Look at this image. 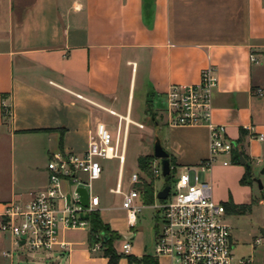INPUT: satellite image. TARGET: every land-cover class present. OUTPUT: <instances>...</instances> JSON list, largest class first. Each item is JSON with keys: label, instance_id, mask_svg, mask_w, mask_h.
Instances as JSON below:
<instances>
[{"label": "crops", "instance_id": "1", "mask_svg": "<svg viewBox=\"0 0 264 264\" xmlns=\"http://www.w3.org/2000/svg\"><path fill=\"white\" fill-rule=\"evenodd\" d=\"M17 5L19 15L14 0H0V140L38 142L47 162L58 153L81 155L98 123L115 132L117 119L109 112L142 124L132 118L136 104L149 124L161 122L168 130L163 150L169 159L196 167L209 157V129L169 125L165 96L172 86L199 83L201 71L213 67L210 123L225 128L251 171H264V0H17ZM224 160L199 171L210 177L202 182L211 184L223 170V179L239 184L246 170L223 166ZM45 167L25 161L12 175L7 198H0V211L4 203L28 201L42 190ZM66 243L70 253L78 244ZM4 252L0 257L6 261ZM82 254L88 262V249Z\"/></svg>", "mask_w": 264, "mask_h": 264}, {"label": "built area", "instance_id": "2", "mask_svg": "<svg viewBox=\"0 0 264 264\" xmlns=\"http://www.w3.org/2000/svg\"><path fill=\"white\" fill-rule=\"evenodd\" d=\"M253 61V59H251ZM217 85L215 69L209 67L200 73L199 83L189 86H172L166 93L167 116L173 127H201L209 129V157L196 167H184L176 174V167L170 165L174 173V186L168 197L158 201L157 180L162 176L160 160L152 159L148 171L153 180L152 205H145L142 198L144 182L149 180L141 170L131 173L127 185L123 183V170L129 126L139 130L144 125L136 124L129 117L113 112L117 119L115 132L103 123H98L89 133L87 148L81 155L58 153L47 162V181L45 187L30 194L28 201H9L0 211V235L9 237L12 249L3 256L12 259L13 249H26L29 252L60 254L70 253V245L59 238L60 231L90 228V215L98 212L100 200L93 194V183L103 174L102 161L116 160L118 173L114 188L109 193L120 197V210L125 214L130 234L123 236L121 250L117 254L131 256L133 242L132 230L145 210L159 213L161 226L155 235V252L150 256L164 260L167 264H258L253 258H235L234 244L230 227L225 220L222 204L213 200L211 186L200 182L199 171H209L221 157L223 166L232 164L236 155V145L230 141L223 126L210 123L211 95ZM263 141L259 135L256 138ZM191 172L194 173L191 178ZM163 177V176H162ZM82 188L88 196V205L83 207L77 190ZM87 216V219L83 217ZM91 249L97 252L102 248L100 236ZM51 257L43 259L51 260ZM48 264V263H42Z\"/></svg>", "mask_w": 264, "mask_h": 264}, {"label": "rangeland", "instance_id": "3", "mask_svg": "<svg viewBox=\"0 0 264 264\" xmlns=\"http://www.w3.org/2000/svg\"><path fill=\"white\" fill-rule=\"evenodd\" d=\"M14 11L18 15L22 12L17 5V0H14ZM119 112L124 114V110H119ZM134 112L136 113L132 118L141 122L145 130H139L134 126H131L129 129L125 154L126 161L123 170V183L125 185H127L129 175L137 172L139 169L138 159L145 156L146 153L152 155L155 141L158 140L162 148L165 149L170 139L169 134H167L168 130H166L164 124L161 122L157 126L149 124L148 119L144 117L141 109L136 110V104H134ZM113 124L117 125V122H113ZM149 130L152 132L149 133ZM147 135H150L152 141H150ZM37 143L33 142L28 145L27 142L23 143L20 140H16L15 142L9 139L0 140V198H7L12 185V175L13 173L17 175L21 172L22 165L25 161L31 160L36 161V163L38 161V166H41V168L46 166L47 159H42L40 156L36 149ZM101 165L104 171L101 178L93 183V194L101 202L98 208L100 219L109 227L114 228L115 231L113 232H116L120 236V239L115 241L113 245V249L117 254V251L121 250L122 237L130 234L126 225L125 214L119 210L120 197L109 193V189L114 188L116 184L118 162L116 160L102 161ZM182 168H184V165H176V174ZM214 175H217L219 179L216 178L209 184L212 187V195L215 202L223 204L231 197L234 201L240 203H253L251 212L247 215L225 216L226 223L230 227L232 243L234 244L233 256L235 258L251 257L258 264H264V171L262 172V170L254 167L250 172L251 184L245 186L246 188L241 187L232 177L223 179V176H225V171L223 172V170H217ZM193 176L194 173L191 172V178ZM198 178L202 182L203 179H209L210 177L207 174L199 172ZM173 181V172L166 177L161 176L156 182L158 191L166 185L173 187ZM257 181L260 182L262 189L259 188ZM21 185L26 186L24 183H21ZM35 188L32 191H37L38 188ZM22 193L26 199L28 192L24 190ZM142 216L146 220H139L137 226L131 232L134 238L131 247V256L137 259H140L144 255H154L156 227L161 226L159 213L156 211L145 210L142 212ZM58 235L66 242L78 243L72 247L70 254H60L57 251L35 253L29 252L26 249H13L12 264H69V258L72 259V264H103L101 260L102 248L97 252H92L91 249L94 245L91 244L89 246V229L84 231L69 230L64 233L60 231ZM81 243H84L85 246L81 245ZM86 248L88 249V262L85 261L82 254V251ZM11 249L12 245L9 237H0V254L2 250L9 252ZM46 257H51L52 259L43 261ZM0 261L1 264H9L10 260L6 259L5 261L0 257ZM160 263L167 264L162 259ZM118 264H127V262L125 259H122Z\"/></svg>", "mask_w": 264, "mask_h": 264}, {"label": "trees", "instance_id": "4", "mask_svg": "<svg viewBox=\"0 0 264 264\" xmlns=\"http://www.w3.org/2000/svg\"><path fill=\"white\" fill-rule=\"evenodd\" d=\"M2 115L4 118L6 117L5 109H3ZM60 143H61V139H60ZM240 155H242L243 158L245 159L243 153L239 152L232 158L233 165H239ZM152 159L154 158L151 154L145 155L138 159L139 170H141L144 176L149 180L148 183L144 182L143 192H142V198L145 205H152L154 203L153 188H152L153 180L151 179L148 171V164ZM169 161L172 167H176L173 160L169 159ZM250 178H251L250 172L245 171L244 175L239 181V185L242 187L250 185L251 184ZM222 205L225 210V215L244 216L251 212L253 203L236 205L233 203L230 197ZM89 223H90L89 238H88L89 246H91V244L94 245L96 242H98V240L95 239L94 237L95 235L100 236L101 234H104L109 237V240L105 244H101L102 245L101 257L107 260V264H118L119 261L122 259H125L127 264H158L157 260L153 259L148 255H144L140 259H137L133 256L124 257L123 255L116 254V252L113 249V245L115 241L120 239V236L116 232H113L107 224L102 222L98 212H94L90 215ZM100 242H101V238H100Z\"/></svg>", "mask_w": 264, "mask_h": 264}, {"label": "water", "instance_id": "5", "mask_svg": "<svg viewBox=\"0 0 264 264\" xmlns=\"http://www.w3.org/2000/svg\"><path fill=\"white\" fill-rule=\"evenodd\" d=\"M152 156L153 158L160 160L161 166H162V176L163 177L168 176L170 174L169 155L163 150L158 140H156L154 143ZM239 165L242 166L246 171L248 172L251 171L250 165L247 164L246 160L243 158L242 155L239 156ZM257 183L259 184V188L262 189L260 182L257 181ZM170 189H171L170 185H166L165 187H163V189L156 194V199L158 201H164L168 197L170 193ZM77 193L80 196L81 205L83 207H87L88 196H87L86 191L82 188H79L77 190ZM83 218L87 219L88 217L84 216ZM100 238H101V244H105L109 240V237L104 234H101Z\"/></svg>", "mask_w": 264, "mask_h": 264}]
</instances>
